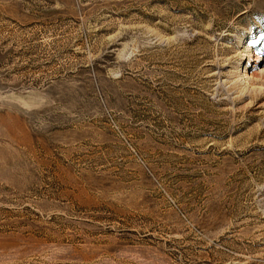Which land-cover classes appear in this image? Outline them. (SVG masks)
Returning a JSON list of instances; mask_svg holds the SVG:
<instances>
[{
  "label": "rangeland",
  "instance_id": "rangeland-1",
  "mask_svg": "<svg viewBox=\"0 0 264 264\" xmlns=\"http://www.w3.org/2000/svg\"><path fill=\"white\" fill-rule=\"evenodd\" d=\"M0 264H264V0H0Z\"/></svg>",
  "mask_w": 264,
  "mask_h": 264
}]
</instances>
